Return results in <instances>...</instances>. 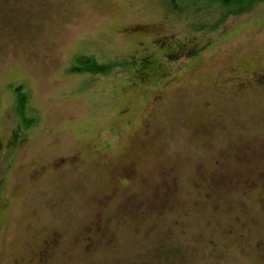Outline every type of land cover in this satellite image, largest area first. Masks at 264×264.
I'll list each match as a JSON object with an SVG mask.
<instances>
[{"label":"rangeland","instance_id":"obj_1","mask_svg":"<svg viewBox=\"0 0 264 264\" xmlns=\"http://www.w3.org/2000/svg\"><path fill=\"white\" fill-rule=\"evenodd\" d=\"M166 1L0 0V264H264V4Z\"/></svg>","mask_w":264,"mask_h":264},{"label":"trees","instance_id":"obj_2","mask_svg":"<svg viewBox=\"0 0 264 264\" xmlns=\"http://www.w3.org/2000/svg\"><path fill=\"white\" fill-rule=\"evenodd\" d=\"M166 2L169 5L168 16L178 17L181 21H189L192 30L190 33L204 36L223 31L231 18L250 14L255 8L264 4V0H167ZM92 60L84 61V64L76 68L83 72L86 71L85 65L87 68L96 66L95 71L103 74L104 66L97 65V62ZM23 95L24 93H20L19 97ZM19 97L17 110L25 114L28 100L26 97ZM29 115L28 122L36 123L35 115L30 112Z\"/></svg>","mask_w":264,"mask_h":264}]
</instances>
